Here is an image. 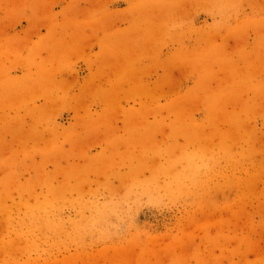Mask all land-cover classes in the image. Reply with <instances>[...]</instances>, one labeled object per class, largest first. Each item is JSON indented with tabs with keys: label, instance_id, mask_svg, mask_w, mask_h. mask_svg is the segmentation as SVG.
<instances>
[{
	"label": "rangeland",
	"instance_id": "374dc122",
	"mask_svg": "<svg viewBox=\"0 0 264 264\" xmlns=\"http://www.w3.org/2000/svg\"><path fill=\"white\" fill-rule=\"evenodd\" d=\"M0 264H264V0H0Z\"/></svg>",
	"mask_w": 264,
	"mask_h": 264
}]
</instances>
